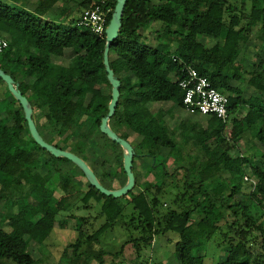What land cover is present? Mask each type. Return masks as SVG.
Wrapping results in <instances>:
<instances>
[{
    "label": "trees",
    "instance_id": "obj_1",
    "mask_svg": "<svg viewBox=\"0 0 264 264\" xmlns=\"http://www.w3.org/2000/svg\"><path fill=\"white\" fill-rule=\"evenodd\" d=\"M59 2L75 4L63 22L46 17ZM116 4L37 0L32 12L0 0V33L13 30L8 48L0 53V68L20 84L44 140L82 157L109 189L125 186L127 175L122 148L100 130L112 99L104 65L106 33L97 35L80 21L85 11L101 6L110 10L108 27ZM156 23L160 27L149 38ZM253 39L264 50V0H128L120 35L109 51L111 68L121 81L110 126L134 147V164L136 158L151 163L143 183L133 167L141 190L135 193V186L119 199L90 185L68 159L42 149L7 88L0 98V263L113 264L126 248L140 260L157 236L172 232L179 235V264H204L208 242L221 232L227 257L219 264H264V155L232 154L249 130L264 124V56L251 70L243 55ZM67 51L73 52L68 64L60 60ZM186 66L228 96L226 121L203 115V124L197 121L201 113L185 110L180 81ZM0 83L6 85L1 78ZM244 85L254 89L257 103L245 95ZM169 103L186 111L173 129L166 121ZM154 106L160 108L155 111ZM234 113L238 115L229 126ZM213 119L220 126L215 133L207 126ZM227 126L235 131L232 137L225 132ZM181 135L191 139L185 142ZM132 136L137 137L135 144ZM256 138L264 143L263 126ZM212 161L218 171L204 181L201 176ZM248 170L255 186L246 180ZM180 172L182 180L176 177ZM246 184L248 193L243 192ZM80 193L84 208L97 209L93 223L104 222L91 232L92 217H81L76 240L58 262H48V235L39 226L67 229L75 215L64 214V203ZM239 194L242 199L237 200ZM252 207L262 210L260 218ZM119 224L132 235L117 252L101 248L102 237Z\"/></svg>",
    "mask_w": 264,
    "mask_h": 264
},
{
    "label": "rangeland",
    "instance_id": "obj_2",
    "mask_svg": "<svg viewBox=\"0 0 264 264\" xmlns=\"http://www.w3.org/2000/svg\"><path fill=\"white\" fill-rule=\"evenodd\" d=\"M4 2H8L11 5L19 6L26 8L32 12L35 11V8L37 7V0H3ZM75 7L74 3H71L70 5H63L62 2H59L56 5V9L52 12L46 15V17L49 18H55L57 22H63L66 17L71 13L72 9ZM57 11V14L55 15ZM160 27V23H156L151 26L149 29V32L147 36L150 38L152 36V33L156 31ZM13 34V30L9 31V33H6L3 35L6 39H9L10 35ZM253 42L256 46H252L250 48H246L244 51V60L249 65L250 69L252 70V66L255 63H259L261 61L260 55L262 54L264 56V50L261 48V42L253 39ZM258 52V53H257ZM257 53V55H256ZM73 57V52L67 51L65 54V57L60 59L64 60L66 64L69 63L70 59ZM244 85V91L245 95L249 97L252 93V89L249 87V85ZM7 91V87L5 84L0 83V98H3V95ZM170 106L172 104H167V106ZM171 107V106H170ZM159 106H154V110H158ZM169 108V107H167ZM122 113V111L120 112ZM186 111L181 110L177 107H171L169 108V112L166 116V121L170 125V127L176 128L180 125L181 121L183 120L185 116ZM238 113H234L231 115V118L229 120V126L231 125V120L236 118ZM207 118L203 115H197V121L202 122L203 124L206 123ZM208 127L212 129V132L215 133L220 129V126H218V122L216 120H212L210 123H207ZM225 130L227 136L230 134L234 135L235 131L231 132L229 131L228 127ZM264 127V124L262 123L258 127H254L251 130H249L246 134L243 140L238 144V149L232 152L233 155H236L238 153L249 155L251 154H258L261 153L264 155V143H260L256 136L259 131V127ZM232 137V136H229ZM133 141H131L133 144L134 141L138 142L136 136L131 137ZM181 139L185 142H188L189 139H191L190 135H181ZM188 152L192 155V144L188 143ZM91 154V151L89 152ZM187 153L184 155V159L187 158ZM182 159V157L180 156ZM256 160V159H255ZM253 160L254 162H256ZM93 161V159L91 160ZM118 163V162H117ZM151 163L150 159H143V158H136L135 159V172L139 173L140 175V182H145L146 173H147V166ZM118 168L121 169L122 160H119V163L117 164ZM115 165V167H117ZM99 166V165H98ZM100 167V166H99ZM98 168V167H97ZM218 171V167L215 164V162H211V165L207 168V170L202 174L201 178L204 181H208L212 175H214ZM45 171H40V174L43 175ZM183 172L177 173L176 177L178 180H182ZM247 177L251 178V172L250 170L247 171ZM37 178H39V175L37 174ZM148 180H152V177L150 176ZM181 185V183L179 182ZM141 188L139 186H136L135 193L139 192ZM249 187L246 184L244 186L243 192L248 193ZM82 197V194L75 195L73 197H70L67 199V201L64 203V208L66 209V212L64 214L66 215H75L74 218H71L69 220V225L67 229H60L58 227H51L50 225H40V229L43 233L48 235L47 239V247H48V262H58L62 254L64 252V249L67 245L74 242L77 238V231L76 229L81 226L82 222L80 220L81 217H92L90 218V222H92V226L89 228L91 232H93L97 227H99L103 222L104 219H100L96 223H93L94 216L97 215V209H86L84 208L81 203L80 199ZM237 200L242 199V195L239 194L236 196ZM165 204L170 205V198L164 197L162 199ZM131 207H128L126 209V212L130 211ZM252 211L254 212V216L258 219L261 216V211L259 208L252 207ZM52 215V214H50ZM122 224H119L116 226V228L112 231H109L106 233L101 241H100V247L106 249L107 251L111 252H117L120 250L121 246L128 240L129 236L132 235L131 232L126 231L124 227H121ZM222 233H217L212 241L208 242L205 254V263L204 264H219L220 262L224 261L227 257V252L225 251V245L221 244L222 241ZM179 241V235L176 233L169 232L165 235L157 236L152 244H150L148 247H146L142 253V257L140 260L136 259L133 255V251L131 249L126 248L124 254L120 256L117 261L113 264H179L176 255H175V246L176 243ZM36 246L33 244L30 247V250L34 253ZM37 255V253H36ZM35 256V253H34ZM111 263V262H110ZM109 262L107 264H110ZM0 264H13L10 261L2 260ZM90 264H98L95 261H92Z\"/></svg>",
    "mask_w": 264,
    "mask_h": 264
},
{
    "label": "water",
    "instance_id": "obj_3",
    "mask_svg": "<svg viewBox=\"0 0 264 264\" xmlns=\"http://www.w3.org/2000/svg\"><path fill=\"white\" fill-rule=\"evenodd\" d=\"M128 0H117V4L112 15L111 21L105 31L106 33V47L104 51V65L107 72V79L112 86V99L109 103L108 114L102 119L100 130L105 134L111 141L118 144L123 150V169L127 175V183L120 189H109L102 185L98 179L95 171L90 165L80 156L72 153L68 150H62L52 144H49L41 136L37 124L33 119V107L29 102L28 98L23 95L20 90V84L16 82L13 77L7 74L0 68V78L6 83L9 92L13 97L20 103L25 114V120L27 121L29 132L34 141L44 150L48 151L51 155L56 158H66L74 163L85 175L86 179L100 191L103 195L113 197L115 199L122 198L128 195L136 186V176L133 171L134 158L136 152L132 144L120 137L110 126V120L115 115L120 96H121V81L116 77L114 70L111 68L109 51L112 44L118 39L120 30L122 28V20L125 12V8Z\"/></svg>",
    "mask_w": 264,
    "mask_h": 264
},
{
    "label": "built area",
    "instance_id": "obj_4",
    "mask_svg": "<svg viewBox=\"0 0 264 264\" xmlns=\"http://www.w3.org/2000/svg\"><path fill=\"white\" fill-rule=\"evenodd\" d=\"M110 10L97 6L87 10L82 15L80 24L91 29L97 35H102L107 29V20ZM9 41L0 33V53L6 50ZM180 87L185 91L184 106L186 111L199 112L226 121L229 117V98L217 90L209 79L199 74L193 67L186 66ZM256 185V182L246 177Z\"/></svg>",
    "mask_w": 264,
    "mask_h": 264
},
{
    "label": "crops",
    "instance_id": "obj_5",
    "mask_svg": "<svg viewBox=\"0 0 264 264\" xmlns=\"http://www.w3.org/2000/svg\"><path fill=\"white\" fill-rule=\"evenodd\" d=\"M252 46H256V45L254 44V42H253L252 45L249 46L248 48H250V47H252ZM257 53H258V52H257ZM257 53H256V55H257ZM260 62H261V61H260ZM250 96L252 97V102H253V103H257V102H258V98L256 97V93L254 92V89H252V93H251Z\"/></svg>",
    "mask_w": 264,
    "mask_h": 264
}]
</instances>
